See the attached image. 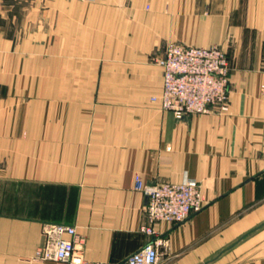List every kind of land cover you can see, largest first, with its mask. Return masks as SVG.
Here are the masks:
<instances>
[{
	"label": "crops",
	"instance_id": "1",
	"mask_svg": "<svg viewBox=\"0 0 264 264\" xmlns=\"http://www.w3.org/2000/svg\"><path fill=\"white\" fill-rule=\"evenodd\" d=\"M168 43L227 52V113L153 101ZM138 175L206 199L154 226L160 264H264V0H0V264H65L35 258L44 223L122 263L153 237Z\"/></svg>",
	"mask_w": 264,
	"mask_h": 264
},
{
	"label": "built area",
	"instance_id": "2",
	"mask_svg": "<svg viewBox=\"0 0 264 264\" xmlns=\"http://www.w3.org/2000/svg\"><path fill=\"white\" fill-rule=\"evenodd\" d=\"M155 63L163 69V87L159 97L162 110L173 113L177 120L186 116L229 111L231 64L228 54L218 45L193 47L168 43ZM135 189L143 192L148 203L145 215L148 225L143 228L151 241L119 264H160V249L165 240L157 236V223L181 224L206 206L200 184L195 180L181 183L147 185L136 176ZM45 243L35 258L45 262L65 264H93L81 250L84 242L75 227L44 223Z\"/></svg>",
	"mask_w": 264,
	"mask_h": 264
}]
</instances>
